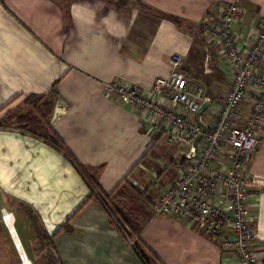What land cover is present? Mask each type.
Here are the masks:
<instances>
[{
	"label": "crops",
	"instance_id": "crops-1",
	"mask_svg": "<svg viewBox=\"0 0 264 264\" xmlns=\"http://www.w3.org/2000/svg\"><path fill=\"white\" fill-rule=\"evenodd\" d=\"M229 1L0 0V196L28 206L48 236L67 221L71 230L51 239L59 264L142 262L107 212L88 200L89 187L66 157L14 124L32 113L24 100L49 97L56 84L50 126L73 159L85 168H101L97 181L108 194L116 196L132 184L142 195L156 197L155 184L174 180L181 151L174 145L168 151L173 169H155L148 154L166 137L148 130L140 112L117 96L105 95L104 85L117 81L149 90L156 78L168 76V60L176 54L189 85L203 87L214 100L223 98L230 85L226 63L212 51L207 59L220 74L210 69L199 76L189 60L195 45L204 42L198 23ZM239 6L242 32L250 35L264 17V0H239ZM257 70L264 75V55ZM244 177L258 237L254 252L264 264V132ZM140 214L134 237L156 257L150 264L234 261L219 238L188 222L155 217L152 205L141 207Z\"/></svg>",
	"mask_w": 264,
	"mask_h": 264
},
{
	"label": "built area",
	"instance_id": "built-area-1",
	"mask_svg": "<svg viewBox=\"0 0 264 264\" xmlns=\"http://www.w3.org/2000/svg\"><path fill=\"white\" fill-rule=\"evenodd\" d=\"M243 16L239 0H231L198 23L206 49L228 67L230 85L223 98L214 100L203 87L189 85L179 55L169 58L168 76L156 78L149 90L109 81L103 92L140 112L148 130L181 150L174 180L154 185L153 215L186 221L219 238L233 255L232 264H258L244 171L264 132V75L257 70L264 55V17L249 35L242 32Z\"/></svg>",
	"mask_w": 264,
	"mask_h": 264
},
{
	"label": "rangeland",
	"instance_id": "rangeland-1",
	"mask_svg": "<svg viewBox=\"0 0 264 264\" xmlns=\"http://www.w3.org/2000/svg\"><path fill=\"white\" fill-rule=\"evenodd\" d=\"M205 43V40L204 42L201 40L200 45L196 44V48L192 50V60H189L191 64L193 61L195 62V64H192V70L195 75L199 76L202 74L203 76H208L210 69V71H215L212 72V75H219L220 72L217 71L219 69L215 70V66L210 65L213 63H210V60L207 59L208 54H211L213 50L206 49L207 45ZM197 46L201 48L198 49ZM172 147V145L167 144L164 138L155 144L153 151L151 150L148 154V159L152 160L155 169H160V172H162L163 166L164 168L170 166L171 157L168 155V151L172 150ZM175 148L180 153L181 150L177 147ZM169 168L173 169L172 167ZM151 170L154 169L151 168ZM138 189V186L127 184L107 204V208L112 215L110 217L111 222L132 245H136L137 240L134 236L142 225V221L139 218L141 217V207L143 208L145 205L150 206L156 200L155 196L151 195V198H149L144 196V194L142 195V192ZM2 210L13 215L15 230L24 252L32 264H57L50 245L43 240L40 222L33 211L28 206L5 196H0V264H22L20 254L16 250L14 242L5 226L6 223L2 218Z\"/></svg>",
	"mask_w": 264,
	"mask_h": 264
},
{
	"label": "trees",
	"instance_id": "trees-1",
	"mask_svg": "<svg viewBox=\"0 0 264 264\" xmlns=\"http://www.w3.org/2000/svg\"><path fill=\"white\" fill-rule=\"evenodd\" d=\"M122 5L126 3V0H121ZM56 96V84L52 85L49 93V97L45 95H30L24 101L25 104L30 106L32 113L26 116L18 117L14 119V124L20 126L25 132L36 136L37 138L45 141L59 152H61L66 159L73 165L77 172L84 179L85 183L89 187L90 195L88 200L95 199L99 205L107 212L109 218L112 216L107 208L108 201L113 197V192L108 194L99 185L97 181V175L101 168L90 169L79 165L71 156V154L65 149L57 135L54 133L50 126L51 115L53 112L54 98ZM111 221V220H110ZM111 224L115 226L112 222ZM116 227V226H115ZM62 230H71L67 221L62 224L52 235ZM52 236H48L43 233V240L50 245L52 249L51 239ZM136 250L142 264H150L151 261L158 262L152 252L147 249L143 243L137 240L136 245H133ZM54 256V255H53ZM57 264L58 260L55 258ZM159 264V263H158Z\"/></svg>",
	"mask_w": 264,
	"mask_h": 264
},
{
	"label": "bare ground",
	"instance_id": "bare-ground-1",
	"mask_svg": "<svg viewBox=\"0 0 264 264\" xmlns=\"http://www.w3.org/2000/svg\"><path fill=\"white\" fill-rule=\"evenodd\" d=\"M3 215H4V221H5L6 225H7V227L10 229V231L12 233V236L15 239L16 244L18 245L19 252H20V254L23 257L22 264H32L30 262V260L27 258V256H26V254L24 252V249L22 247V244H21L20 240L18 242L17 239H16L15 233L17 234V232H16L15 227H14V217H13V215L10 214V213H7V212H5ZM18 239H19V237H18ZM23 253L25 254V257L23 255Z\"/></svg>",
	"mask_w": 264,
	"mask_h": 264
},
{
	"label": "water",
	"instance_id": "water-1",
	"mask_svg": "<svg viewBox=\"0 0 264 264\" xmlns=\"http://www.w3.org/2000/svg\"><path fill=\"white\" fill-rule=\"evenodd\" d=\"M207 105L206 104H203L202 106H201V108H200V110L198 111V113H197V116H199L203 111H204V109H205V107H206ZM5 226H6V228H7V230H8V232H9V234H10V236H11V238H12V240H13V242H14V245H15V248H16V250L18 251V253L20 254V252H19V248H18V245L16 244V242H15V239L13 238V236H12V233H11V231H10V229L7 227V225L5 224ZM15 231V230H14ZM15 236H16V239H17V241L19 242V239H18V236H17V234L15 233ZM23 255H24V257H25V254L23 253ZM20 257H21V260L23 261V257H22V255L20 254Z\"/></svg>",
	"mask_w": 264,
	"mask_h": 264
}]
</instances>
